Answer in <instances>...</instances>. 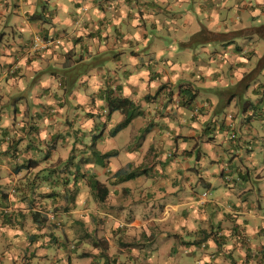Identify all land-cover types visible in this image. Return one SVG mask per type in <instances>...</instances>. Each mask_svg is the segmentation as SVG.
<instances>
[{
    "label": "crops",
    "instance_id": "crops-1",
    "mask_svg": "<svg viewBox=\"0 0 264 264\" xmlns=\"http://www.w3.org/2000/svg\"><path fill=\"white\" fill-rule=\"evenodd\" d=\"M259 24H264V0H0L1 258L8 259L7 264H74L76 257L85 258L80 251H68L67 241L91 246L85 251L89 261L83 264H119L121 256L159 257L160 251L171 255L176 250L169 233L171 220L190 223L200 217L207 226L199 232L205 243L200 244L198 237L196 248L206 249V262L199 255L198 264H264V89L260 85L264 69L253 89L249 86L244 96L234 98L227 108H217L219 91L237 92L243 76L264 58L256 39L250 36L240 44L232 39L231 32ZM167 28L173 33L165 59L157 52H142L145 46H157L159 39L165 40L163 30ZM201 31L206 41L218 42L202 44V52L210 58L202 59L207 67L199 71L197 66H189L198 61L196 51H176V58L174 48L177 44L185 46L191 35ZM223 34L231 37L220 39ZM122 56L128 57V64L123 63ZM119 66L128 74L126 86L120 84ZM29 87H34L32 101L24 95ZM184 89L195 94L188 104H184ZM107 90L141 106L144 113L132 121L133 128L144 129L151 120L143 141L149 146L147 157L165 145L162 135L167 132L161 126L204 120L213 172L203 171L200 162L204 152L197 146L184 149L186 165L173 158V167H169L173 175L180 168L187 175L196 174L203 195L189 177L196 197L183 191L178 203L164 199L161 204L156 196L160 189L141 199L148 187L137 194L115 175L121 169L127 171L131 162L117 166L120 153L116 142L110 143L114 136L109 135L113 127L108 123L112 116L119 122L123 114L122 118L118 111L105 116ZM84 102L91 109L83 125L90 120V127L83 128L89 135L69 122L71 112ZM69 128L70 132L62 131ZM192 130L189 136L180 137L200 140L202 126L200 131ZM233 131L237 139L231 138ZM92 138L101 149L99 156L111 152L116 157L115 167L109 159L105 163L107 178L93 166L88 168L95 158L73 149L80 140L89 142ZM182 139H177L178 150ZM165 150L167 157L178 155ZM142 155H136L138 163ZM72 156L83 159L82 169L88 178L93 175L108 187L107 205L97 199L87 179L77 190L73 182L67 185L58 181L48 186L42 180L46 170L63 165ZM45 159L47 166L42 165ZM216 182L227 185L228 190L222 198L213 199L209 194ZM51 191L53 195L43 196ZM112 196L119 198L118 208ZM52 245L59 256L49 253ZM186 248L192 251L190 246Z\"/></svg>",
    "mask_w": 264,
    "mask_h": 264
},
{
    "label": "rangeland",
    "instance_id": "rangeland-1",
    "mask_svg": "<svg viewBox=\"0 0 264 264\" xmlns=\"http://www.w3.org/2000/svg\"><path fill=\"white\" fill-rule=\"evenodd\" d=\"M264 25V24H263ZM262 24L259 25H254V26H249L246 25V28L243 29H239L236 31H232L231 34H235V32L237 31H243L242 34L236 35L234 38V40H236L238 43L243 44L247 42V38L248 37H253L254 39H256L259 42V49L260 50H264V29H259V33L256 32V29H258L259 27L263 26ZM249 26V27H247ZM217 30V29H215ZM173 33V30L170 29H165L163 30V34H166V39H159L158 41H160V44L157 46L154 45H149V46H145L144 48H142V52L147 51L149 52V54L157 52L158 54H160V58L165 59L167 56V46L169 43L168 40H171L172 37H170ZM203 32H199L198 36L196 34L191 35V37L187 40V42L189 43L188 46H183L181 44H177V47L174 48V55L176 56V58H178V52L176 51H182V49H189L191 52L196 51L197 53V59L198 61L193 62L192 64H190V67L193 66H197L199 71L200 68L202 66L207 67L206 63L204 62V58H210L208 57L209 55L205 54L202 52L203 49V45L202 44H213V43H217L218 41L216 39H213L211 41H206L207 37H205L204 34H202ZM12 34V33H10ZM196 35V36H195ZM180 38H183V36H181L180 34L178 35ZM208 36V35H207ZM189 36H187L188 38ZM210 37V36H208ZM231 37V35L228 34H223L220 35V39L221 38H228ZM184 39V38H183ZM263 39V40H262ZM213 42V43H212ZM7 43V42H6ZM227 57V56H226ZM127 56H122V61L123 63H127ZM195 58V57H192ZM223 58L222 60L225 59V57H220ZM255 59V58H254ZM249 60V58H248ZM264 58L261 59V61L259 62V64H254L251 65L252 70H250V68H246V66H243L242 68H246L245 70L249 71V73L251 71H254L253 76H257V74L259 72H261L250 84V88L249 89H253V84L255 82H258L257 79H259V76L262 74V70L264 69ZM254 62V60H253ZM101 64H105V62H102ZM109 65H113L111 62L108 63ZM88 67H90L91 63H88ZM87 67V68H88ZM86 67L83 69L84 71H86L87 69ZM254 68V69H253ZM82 70V69H81ZM256 70V72H255ZM111 71V70H110ZM119 80L121 81L120 84L125 85L127 83V78H128V74L127 72L123 69L122 66H119ZM242 72H245L244 69L241 70ZM96 73V71H94ZM96 75H99L96 73ZM244 77V76H243ZM241 79V77H240ZM105 80L108 81V77L105 78ZM261 81V80H260ZM201 83V81H199ZM197 84V83H195ZM198 85V84H197ZM262 86V88H264V82L260 84ZM126 86V85H125ZM199 86V85H198ZM31 89H34V87H29V89L26 91V93L24 94L26 96V99H28L29 101H32V97H33V91ZM37 89V87H36ZM233 89V88H232ZM138 91H140V89H137ZM219 90V89H218ZM143 92H146V90H143ZM157 91H155L154 94H156ZM139 95H141V93H139ZM126 98V97H125ZM85 100V98H84ZM91 101V99L89 100V102ZM133 101V100H132ZM136 106H137V110L141 112V114H143V110L141 109V106L133 101ZM72 105V104H71ZM90 104L87 102L82 103L80 106L77 107L76 111L71 112L70 114V124H72V127H75L77 129H79V131L82 133H87V131H84L83 128L86 127L87 125L90 127V123H88L90 120L86 121V126H83L85 124L84 121V117L87 116V113L91 110H89ZM9 108V106L7 107V109ZM109 105L106 108V111L104 113H107L105 116H110L109 114ZM119 113V118H122V112L118 111ZM122 113V114H121ZM11 115L14 116V112H11ZM124 114H123V119H124ZM113 120L111 123H108V126L111 127H115L117 123H120L123 121L120 120L119 122L115 121V116H112ZM135 119V117L132 119V121ZM132 121L126 126L124 127L122 130H120L116 136H114L111 140L110 143H112L113 141L116 142V149H119V158H118V163L117 166L119 165V162L122 163H126V162H131V165L128 167L127 171L130 175H127V179H125V183L131 187V189L137 193L140 194V190L142 188H146L148 187L149 189L147 190V188L145 190V194L141 196V199H147V197H145V195H154V192H157L158 189L161 190V192H157L156 196H157V202L163 204L164 203V199L166 200V202H168L169 199H173L175 202L178 203L179 201V197L178 195L183 192V191H187V193L189 194L192 190L191 185L188 183L187 179L190 177V180L194 182V185L197 184V188L196 190H198V192H200V195H203L204 193V189L202 184L200 183V181H198V177L196 174H190L187 175L186 171L184 168H180L179 170L177 169V173L175 175L171 174V171L169 170V167H173V165H171V161L173 160V158H179L180 159V163L183 161L184 164L186 165L188 163V158H186L184 155H182L184 149L187 150H194L196 149V146L199 148V150H203L204 155H203V159L201 160V166L203 168V171H207L208 173L213 172L212 168H211V158H212V151L210 150L209 144H208V135L205 133V122L202 119H190L186 122L183 123H175L174 127H168L166 128L165 126H161V128L163 130H165V132H167V134H163L162 135V141L165 143L164 147L167 149L165 151H172V152H176L178 155L177 157H167V155L164 153V151H162V149L164 148L162 147H158V149H156V153H154L153 155H151L152 157H147L148 153V149L149 146L148 145H143V141L146 137L147 132H149L150 128H151V120L148 119L147 120V125L144 129H136L133 128L131 126ZM88 123V124H87ZM98 123V122H97ZM63 125V123H62ZM68 125V123H65L66 126ZM101 124L98 123V126H100ZM202 126V128L204 129V133L203 132H199V134H201V138L200 140H198L196 138L195 141L190 140L188 141V138L182 139V137H180L181 135L187 137L189 136L194 129V131L199 130L200 131V127ZM102 128V127H101ZM149 128V130H147ZM72 129H63L62 131H71ZM88 130V129H87ZM191 132V133H190ZM89 135V133H87ZM109 135L111 136V131H109ZM177 139H179L181 141V139L183 140V142L180 144V149H177V146L179 145V142L177 141ZM109 144L107 143V146ZM137 148H142L140 149V151ZM73 149H77L78 151H83L86 153H89L88 157L89 158H95L96 160L94 162H92V165H87L88 168H90L91 166H93V169L97 172H99L100 174H102V178H107V175L105 174V168L106 165L105 163L107 162V159L111 160V165L112 167H115L114 165V160L116 159L115 156L111 157H106V156H99L98 153H101V149L98 146V144L96 143L95 139L92 138L91 141L89 142H85L84 140H80L76 145H74ZM73 149L71 150L72 153H74L75 151H73ZM181 149H183L181 151ZM206 150H208L209 153L206 154ZM92 152L95 153V155H92ZM142 158L140 160V162H137L136 159V155H140L142 154ZM106 154V153H105ZM175 161V160H174ZM195 160H193V163ZM42 165L43 166H47L46 164V159L42 161ZM23 163H26L23 162ZM220 165V164H219ZM42 166V167H43ZM225 169V167H223ZM176 168L174 167V170ZM220 170H222V165L220 167ZM47 172V170H46ZM148 172V174L146 173ZM126 176V175H125ZM95 177V176H94ZM124 179V178H123ZM143 179V181H142ZM35 180H33V183H37L38 180L36 182H34ZM170 182H174L173 184H175L174 186H170L168 187V184ZM28 185V184H27ZM105 185V184H104ZM146 185V186H145ZM39 188V186H38ZM228 190V186L225 184H222V182H216L214 183V188L213 191L210 192L209 197L210 198H222V194L225 193ZM42 191V190H41ZM171 193H174L171 195ZM192 194V195H191ZM190 197H196L195 193L191 192ZM170 196H172L173 198H171ZM221 196V197H220ZM113 199H115L114 205L116 208H118L121 204H119V198H116L114 196H112ZM109 196L105 197V199L103 200L104 203H106L109 201ZM185 198L189 199L187 196H185ZM111 199V198H110ZM193 200V199H192ZM206 207H211L209 205H207ZM210 208H208L209 210ZM82 210V209H80ZM106 210V209H105ZM180 214V213H179ZM59 220H61L58 217ZM171 230L169 231V233L171 234V238L173 239V245H176V250L175 251H171V255L168 254V251H160L161 254L159 255V257H153L152 254L146 255V256H141L140 259L136 256H121L120 258L123 260H119V264H198L199 260H198V256L202 255V258L204 257L203 251H206V249H202L199 250L196 248L197 245V239L198 237L200 238V244L203 242V244L205 243L204 240V235L201 233V235L199 234V232H201L202 230L206 229V222H203L200 217H195V219L190 222V223H184L183 220H180L179 218H174L173 220H171ZM62 224V221H61ZM193 235V236H192ZM200 235V236H199ZM157 238H160V234H157ZM190 238V239H188ZM89 241V240H88ZM68 244V251H80V255L81 257H85V258H77V262L78 264H83V261H89V257L90 255H85L86 252L85 251H89V249H91L90 247H87V245H85L84 243H82L81 241H73V242H69L67 241ZM179 246H182V249H179ZM187 246H190L192 248V251H188V248H186ZM152 248V247H151ZM155 248V247H154ZM152 248V249H154ZM190 249V248H189ZM215 249V248H214ZM140 251H142V248H139ZM1 252L0 251V264H7L8 263V259L6 260L5 258H1ZM49 253L51 254L52 257H57L59 256L58 251L56 250L55 245H52L50 247V251ZM210 253V252H208ZM153 257V258H152ZM193 257V258H192ZM131 258L133 261L131 262ZM39 260H44L39 258ZM202 261L206 259L203 258L201 259ZM37 261V262H38ZM82 261V262H81ZM36 262V263H37ZM74 263V264H77ZM73 264V263H72ZM203 264V263H202ZM211 264H215L214 262H212ZM219 264V263H218Z\"/></svg>",
    "mask_w": 264,
    "mask_h": 264
},
{
    "label": "trees",
    "instance_id": "trees-1",
    "mask_svg": "<svg viewBox=\"0 0 264 264\" xmlns=\"http://www.w3.org/2000/svg\"><path fill=\"white\" fill-rule=\"evenodd\" d=\"M259 29H264V25L256 29V32L259 33ZM243 31H237L235 34H231L233 38L236 35L242 34ZM260 34V33H259ZM198 36V34H196ZM195 35V36H196ZM228 41V40H227ZM232 40L229 39L228 42H231ZM183 45V44H182ZM189 43H185V46H188ZM184 46V45H183ZM83 70V69H82ZM83 72H85L83 70ZM256 72V70H255ZM254 71H251L250 73H247L244 75L243 79L239 82L238 87L239 89H236L237 92H231L228 90L225 91H219V104L217 108L225 109L227 108L234 98L236 97H243L245 92L248 90L251 81L255 79V76H253ZM262 87V86H261ZM165 89V88H163ZM264 89V88H263ZM162 89H159L161 91ZM185 95V102L184 104H188L189 102L193 101L195 99V94L192 93L189 89H184L182 91ZM106 100L109 105V114L114 113L115 111H120L124 114V119L122 122L118 123L112 130H111V136H115L120 130H122L124 127H126L134 117L141 115V112L137 110L136 104L129 98L121 97V96H113L110 91L107 90V96ZM244 109H247V100L245 101ZM247 111V110H246ZM149 130V128L147 129ZM234 135V136H233ZM232 139H237L238 135L237 132L233 131L231 133ZM112 153L108 152L104 154L103 156L109 157ZM83 159L76 160L75 156L70 157L65 161V163L54 165L55 168L47 171L43 176L42 180L47 183L48 186H51V184H55L58 181H63L64 184H70L73 182L74 190H77L81 188L80 183L84 181V179H87L89 182V186L91 187L93 193L96 194L97 199L100 201H103L105 197L109 194V189L106 185L101 183L97 178H95L93 175L88 178L87 175L83 171L84 166ZM30 167V165H27ZM24 168V167H23ZM116 176L120 177L121 179L125 180L127 179V175H130L126 170L121 169L116 172ZM126 175V176H125ZM50 178L53 180L50 181ZM87 183V182H86ZM51 192L44 193V195L50 196L53 195ZM34 218L36 220V217L38 216L37 213H34Z\"/></svg>",
    "mask_w": 264,
    "mask_h": 264
},
{
    "label": "built area",
    "instance_id": "built-area-1",
    "mask_svg": "<svg viewBox=\"0 0 264 264\" xmlns=\"http://www.w3.org/2000/svg\"><path fill=\"white\" fill-rule=\"evenodd\" d=\"M234 136V135H233Z\"/></svg>",
    "mask_w": 264,
    "mask_h": 264
},
{
    "label": "clouds",
    "instance_id": "clouds-1",
    "mask_svg": "<svg viewBox=\"0 0 264 264\" xmlns=\"http://www.w3.org/2000/svg\"><path fill=\"white\" fill-rule=\"evenodd\" d=\"M221 59V58H220Z\"/></svg>",
    "mask_w": 264,
    "mask_h": 264
}]
</instances>
